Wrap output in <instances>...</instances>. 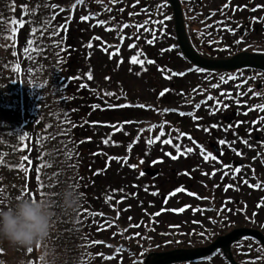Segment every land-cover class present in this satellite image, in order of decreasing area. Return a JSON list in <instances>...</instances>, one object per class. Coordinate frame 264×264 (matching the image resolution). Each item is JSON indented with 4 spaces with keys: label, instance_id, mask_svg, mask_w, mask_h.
Segmentation results:
<instances>
[{
    "label": "rangeland",
    "instance_id": "rangeland-1",
    "mask_svg": "<svg viewBox=\"0 0 264 264\" xmlns=\"http://www.w3.org/2000/svg\"><path fill=\"white\" fill-rule=\"evenodd\" d=\"M10 1L12 4L9 3L6 6L5 3ZM82 1L84 3L76 5V0H58L60 7L70 8L72 27L79 25L77 30L71 28V33L68 34L66 28L62 27L61 29L63 16L59 17V20H51L47 14L42 17V11L44 9L47 11V8L44 7L40 10V3H36L37 0H0V33H4V40H6L4 43L7 44V51H3L2 54L7 55L10 52L13 55L15 53L13 59L16 57L20 62L19 77L20 80L23 79V85H25L21 87L15 76L10 77L8 80V100L0 104L1 111L7 115L15 118H21L20 116L23 115V128L21 129L26 135H24L22 147L17 152L19 155L17 159L20 162L19 165H24V172L21 171L20 174L15 175L16 183L21 185L20 188L16 184V190L19 196H30L33 199L49 197L54 202L53 210L56 213L49 236L33 246L31 252H28L27 249H10L7 245L2 246L3 248L0 246V264H48L53 259L54 261L58 260L62 254V249L57 245L68 240L67 235L70 236L76 231H80L76 223V214L78 213L66 215L59 206L57 195L60 188L68 184L69 177L68 158L65 155L68 153L65 141L68 127V109H66L68 101L64 97L69 51V61L71 58L70 73H74V77H77V79H71L72 83H76L72 92L76 91L80 82L79 84H85L86 94H94L96 97L102 95L105 102L129 101L130 103L152 106L147 112L146 108H135L138 113L144 111L145 115L143 118H137V132L131 133L132 137H129L127 133L122 135L123 138H121L122 136L118 137L120 132L118 134V128L115 124H110L111 129L115 131L113 136L109 127L103 128L105 131L110 130L105 137L108 143H103V148H107L105 155L108 153V159L100 165L101 170L97 174L92 175L91 172V176L85 177L88 182L85 185L88 186L87 194L91 193L93 196L91 198L92 203L96 204L97 197L94 195L105 193L107 196L101 197L100 202L104 203L103 208L106 213L115 215L117 217L116 222L119 223L110 226V230L105 232V235L110 237V240L106 239L109 243L105 250L112 252L115 248L110 243L120 245L124 243L123 241L128 244H140V248L144 250L150 248L168 249L175 244L174 238L178 239L176 241L178 244L192 243L198 245L217 234L216 227L220 225L219 223L222 226L229 225V227L255 226L264 231V165L262 164L263 157L260 160V156L258 157L257 154L264 148V144L258 145L264 141V135L254 130L245 145L240 143L241 137L236 136L232 143H228L231 145L228 152L224 151L217 157L211 153L209 147V141L215 134L212 133V124L219 125L218 129L215 130L220 135L227 136L232 133L231 127L225 125V121H223V115L231 112V109L238 111L243 109L245 112L242 117L246 120H251V117L260 112L259 110H251L253 105L251 99H245L246 102L241 104L240 99L237 98L239 102H236L235 94L237 91H242L246 97L253 96L249 91L246 92V85L241 84L239 86L237 81L242 80V77L240 76L241 79H237V81L233 79L230 84L220 83L219 88L212 90L215 93V100L212 98L208 102L201 103L202 97L206 95V92L201 88V85L206 83L204 75L186 76L183 78V86L178 87L177 82H171L170 85L166 81L167 79H161L160 72L155 68V65L151 66L154 67L151 68L153 69L152 73H146V70L141 71L139 64L130 63V58L139 51V59L145 60L144 68L146 69V59L148 58L146 52L150 49L146 41L149 40L148 35L150 33L144 30L149 25L144 22L146 21V9H141V7L146 5L148 0H109L108 6L97 3L96 0ZM199 1L195 0L196 3ZM224 1L227 0H202V5L211 11L212 8L221 7ZM73 5H76L75 8ZM22 6L26 7L27 15L24 14ZM129 13L142 15L141 22H138V19L133 15L130 16ZM89 14H95V18L89 21L80 19L81 16ZM117 15L119 19H117ZM123 17L130 25H143V27H128L121 31L120 26L125 22L121 21ZM20 20L24 21L22 27L19 25ZM96 20H105L107 23L99 25ZM33 27L37 28L35 35L32 34ZM107 28L115 30L107 31ZM13 29L15 30L13 31ZM56 30H59V34L51 35ZM28 33H30L29 36ZM167 36L165 40L162 38L163 42L161 41L165 47L168 45V41L172 42L169 35ZM96 37L100 39L97 40ZM196 38L200 40L199 36ZM22 40L24 46L20 44ZM29 40L34 41V46L43 49V51L30 52L31 59L24 52L25 46L28 47L27 42ZM68 42L70 46L67 45ZM89 43L92 44L91 48L87 47ZM129 45H135V47L130 48ZM158 47L159 43L155 52L158 51ZM104 48H107L108 51H104ZM115 49H119V53L110 59L108 53ZM121 59L123 62L118 63ZM47 62L49 65H53L50 73L52 78L56 80V85L53 87L55 88V96H60L59 106L65 107L64 113L55 118L53 144L48 143L49 130L47 132V127L40 129L37 117H35V109L38 110L43 106L48 98L49 67ZM25 63L29 66L26 67ZM89 72L93 76L91 80L87 79ZM137 72H140V75H137ZM233 83L237 85L232 87ZM158 84L170 87L175 91L171 99L157 98L159 96L156 91ZM221 91L230 95L222 96ZM105 92H113L116 96H105ZM230 97L233 98L234 103L228 99ZM217 100L222 101V104H227L228 107L221 106L213 112V109L217 107ZM196 104L201 106L197 109ZM167 106L184 111L188 110L192 115L181 118L172 112L159 111ZM33 107H35L34 110ZM22 110L23 114L20 113ZM113 111L114 113H122V109ZM41 112L44 114L43 111ZM70 114H75V109L70 111ZM99 117L101 118V116ZM164 121L168 124L164 125ZM245 127L248 128L247 125ZM13 128L16 129L17 127L14 126ZM150 128L151 130H149ZM205 128L209 131H204ZM15 129L12 131L14 132ZM161 131L164 135L160 137V140H156L151 145L146 143L148 139L159 136ZM233 132L236 134L235 130ZM181 133L187 135H180ZM83 134L86 135V132L81 130L79 134L77 129L76 136L73 135L70 138L69 146L84 143L89 144L88 150H90L96 148L95 142L102 141L101 138L95 140L86 137L84 140L81 138ZM116 135L119 139L114 138ZM255 135H259L261 141L257 144L249 143ZM168 139L171 140V143L162 142ZM56 140L57 144L55 143ZM4 144L12 146V148L19 146L21 144L20 135L4 136ZM174 145H179L181 152L178 153ZM201 146L204 149V154L210 152L215 159L205 160L200 152ZM186 148H193V151L184 155L182 154L183 149ZM48 150L50 151L48 152ZM88 150L85 149L84 151V160H91L92 169L90 168L89 171H94L95 156ZM237 150L241 152L242 159L236 152ZM169 153L178 158L172 159ZM4 154V152H0V155ZM25 157L31 160L30 164L24 159ZM115 157L121 159H110ZM124 158H127L126 161ZM233 158L244 162V166L239 167V173L235 172L236 168L227 167ZM9 163L12 164L13 161L10 160L4 164L6 169L10 165ZM69 164L72 165V157L69 159ZM130 165H135V167H130ZM37 167L40 168L39 182L36 180L37 172L35 169ZM145 167L159 168L161 173L158 177L151 179L144 174L141 175L142 169ZM78 170L79 168L70 167V173L76 172L74 178L76 182L79 179ZM213 171H215L214 175H212ZM225 173L227 174L225 175ZM190 175L193 180L189 177ZM170 176H173L178 182L174 178L171 179ZM5 178L8 184L12 186L14 180L12 175L8 172ZM244 180H247L248 183H243ZM174 183L179 186L174 185ZM257 183L262 186L260 188L249 186ZM181 187L184 191L170 195L175 189ZM153 192L157 194L153 195ZM162 196L166 198L162 199ZM108 197H112V199L108 200ZM180 208H184V211H174ZM155 213H159V215H154ZM108 220L109 223L107 224ZM108 220L105 221L109 226L112 219L108 217ZM135 225H139V227H135ZM249 242L252 244L250 254L261 255L262 250L259 245L252 241ZM50 244H53L54 247L49 250L48 257L42 260L41 257L45 256ZM120 249L119 253L114 251V258L108 260V263L138 264L130 252ZM96 259L99 260V258ZM195 264L225 263L220 256H217L209 261Z\"/></svg>",
    "mask_w": 264,
    "mask_h": 264
},
{
    "label": "water",
    "instance_id": "water-1",
    "mask_svg": "<svg viewBox=\"0 0 264 264\" xmlns=\"http://www.w3.org/2000/svg\"><path fill=\"white\" fill-rule=\"evenodd\" d=\"M174 11L175 31L179 46L185 56L195 65L214 72H226L245 67H253L264 70V54L251 52H239L228 59H205L200 57L192 48L187 37L183 15L179 0H168ZM150 175H156L157 170L146 169ZM245 236H252L258 239L264 246V235L253 228H237L226 235H219L209 245L190 249H174L162 252H150L143 259V264H174L184 263L209 256L218 250H222L225 257L231 264H240L234 258L231 246Z\"/></svg>",
    "mask_w": 264,
    "mask_h": 264
},
{
    "label": "clouds",
    "instance_id": "clouds-1",
    "mask_svg": "<svg viewBox=\"0 0 264 264\" xmlns=\"http://www.w3.org/2000/svg\"><path fill=\"white\" fill-rule=\"evenodd\" d=\"M58 202L66 215L78 212L83 194L73 184H65L58 192ZM54 202L47 196L33 199L20 195L0 205V246L14 250L32 248L44 241L53 227Z\"/></svg>",
    "mask_w": 264,
    "mask_h": 264
},
{
    "label": "snow or ice",
    "instance_id": "snow-or-ice-1",
    "mask_svg": "<svg viewBox=\"0 0 264 264\" xmlns=\"http://www.w3.org/2000/svg\"><path fill=\"white\" fill-rule=\"evenodd\" d=\"M81 3H82V0H76V5L81 4ZM76 5H73V8H75ZM133 6H135V5H133ZM166 6H167V2H166V0H165V3L160 4L158 7H159V8H164V7H166ZM51 7H52V8H56L57 6L53 4V5H51ZM224 7L227 8L228 5L225 4ZM237 7H239V6H237ZM256 7H257V8H260V7H262V6L257 5ZM22 8H24V14L27 15L28 13H27V9H26V7H25V6H22ZM108 10L111 11V9H108ZM233 10H235V9H233ZM255 10H256V9L254 8L253 11H255ZM60 11L63 12L64 9L61 8ZM121 11H123V9H121ZM129 15H130V16H131V15H137V13H129ZM161 15H163V19L160 20V21H158V23H159L160 25H164V21L171 19V17H169V16H167V15H164L163 13H161ZM210 15H214V13H211ZM94 18H95V14L83 15V16L80 17V19H81L82 21H89L90 19H94ZM54 19H55V14H53L52 17H51V20H54ZM253 20H264V18L253 17ZM14 23H16V22L14 21ZM23 23H24L23 20H20V21H19V25H20L21 27L23 26ZM49 23H50V21H49ZM96 23L99 24V25H104V24L107 23V21H105V20H96ZM145 23H148V21H145ZM62 27H63V26H61V29H62ZM128 27L142 28L143 25H130V24L124 23V24H122V25L120 26V30L122 31L123 28H128ZM207 27H211V25H207ZM14 30H15V29H13V31H14ZM106 30H107V31H113V30H115V29L107 28ZM144 30H145V31H150V30L147 29V28H145ZM227 30H228V31H231V32H234V31H235L233 28H228ZM36 32H37V28L33 27V28H32V34L35 35ZM58 34H59V30H56V31H54L51 35H58ZM160 34H163V28L160 29ZM152 35H153V37H155L156 33L153 32ZM95 39L99 40L100 38H99V37H96ZM120 39H123V37H120ZM146 42L149 43V44L154 43V39H152V40H148V41H146ZM240 42H241V41H239V40L236 41V43H240ZM27 44H28V47H25L24 52H25L26 55H28V58H29V59H31L30 52H32V51H43L42 48H39L38 46H34V41H33V40H29V41L27 42ZM87 47L91 48V47H92V44L89 43V44L87 45ZM129 47H130V48H131V47H135V45H129ZM103 50L106 51V52L108 51L107 48H104ZM167 50H170V49H167ZM161 51H165V49H161ZM118 53H119V49H115L114 51L109 52V53H108V54H109V58L111 59L112 56H114V55H118ZM13 55H15V53H13ZM89 55H90V53H89ZM139 56H140V52L138 51L136 55H134V56H132V57L130 58V63H131V64H139V65L141 66V71H145V70H146V69L144 68L145 60H143V59H139ZM122 62H123L122 59L118 61V63H122ZM146 63H148V64H153V63H155V61L149 59V60L146 61ZM17 70H19V66H17ZM190 70H191V69H190ZM195 70H196L197 72L201 71L200 68H197V69H195ZM159 71H161L162 73H165V78H170V77L167 75L165 69L161 68V69H159ZM136 74H137V75H140V72H137ZM174 75H180V76H183V75H185V73H184V72H179V73H174ZM92 78H93L92 73H91V72L87 73V79L91 80ZM71 79H77V77H72ZM105 79H108V77H105ZM230 79H235V77H230ZM220 80H221V81H225V78H224L223 76H221V77H220ZM212 86H213V87H217L218 85L213 84ZM81 87H85V85H81ZM167 91H169V90H168V89H164L163 91H161V92L159 93V95L162 97V96H164L165 92H167ZM104 95H105V96H113V97L116 96V94L113 93V92H105ZM221 95H222V96H228V95H230V94H227V93H223V92H222ZM255 95H260V93H255ZM208 99H212V97L209 96ZM237 102H239V101H237ZM201 103H204V101H202ZM131 106H132L131 104H121V105H119V107H131ZM137 106H138L139 108H141V109H143V108L146 107V105H144V104H139V105H137ZM200 106H201L200 104H196V105H195V107H196L197 109H198ZM216 106H217V107L213 109V112H215V111H216L219 107H221V106L224 107V108H227V107H228L227 104H222V101H220V100H217V101H216ZM94 107H97V106H94ZM252 107H253V110H257V109H258L259 111L264 112V104H257V105H253ZM164 111H165V112H168V111H176V110H175V109H164ZM245 114H247V113H245ZM180 115H185V113L181 112ZM189 115H191V113H189ZM260 120H264V117H260V118H258V120L253 121L252 123H253V124L259 123ZM69 123H71V122L69 121ZM73 126H75V125H73ZM152 127H155V126H152ZM212 127H216V125H212ZM149 130H151V128H150ZM204 131L207 132V131H209V129L205 128ZM24 135H26V133L23 134V135H21V136H20V139H23V138H24ZM163 135H164V133H163V131H161L159 136H156V137H154V138H152V139H148V140L146 141V143H147L148 145H151V144H153L156 140H160V137L163 136ZM180 135H187V134H185V133H181ZM189 139H191L190 136H189ZM162 142H163V143H171V140L168 139V140H164V141H162ZM241 142H242V143H245V144L248 143L247 140H242ZM104 143L107 144V143H108V140L105 139V140H104ZM219 143L223 145V144H225V143H227V142H226L225 140H220ZM174 147H176V151H177L178 153L181 152V148H180L179 145H174ZM192 151H193V148H186V149H183V153H182V154L186 155L187 153H191ZM200 152H201V154L204 156V159H205V160H208L209 158H211V159H215V157L212 156V154H211L210 152L207 153V154H204V149H203L202 146L200 147ZM65 155H66L67 158H70L72 154H71L70 152H68V153H66ZM169 155L171 156L172 159H177V158H178V157L175 156V155H171V153H169ZM24 159H26V160L28 161L29 164L31 163V160L28 159L27 157H25ZM110 159H117V160H119V159H121V158H119V157H115V158H110ZM124 159H125V161H126L127 158H124ZM69 167H73V165L69 164ZM130 167H133V168H134L135 165H130ZM20 168L23 169V168H24V165L21 164V165H20ZM35 170H36V172H37L36 180L39 182V181H40V175H39L40 168L37 167ZM235 172H236V173H239V172H240V168H236V169H235ZM205 174L207 175V173H205ZM214 174H215V171H213L212 175H214ZM226 174H227V173H225V175H226ZM141 175H143V173H141ZM243 183L247 184L248 181H247V180H244ZM75 186L78 188L80 185H79V184H76ZM249 186H250V187H254V188H260L262 185L259 184V183H257V184H252V185H249ZM180 191H184V189H183L182 187H181V188H177V189H175V191H174L173 193H171L170 195H175V192H180ZM152 194H153V195H156L157 193L153 192ZM189 194L191 195V193H189ZM107 199H108V200H111L112 197H108ZM257 207H260V205H257ZM174 211L183 212V211H184V208L175 209ZM91 215H93V216H95V215H101V216H102L103 213H91ZM154 215H159V213H155ZM253 215H255V213H253ZM76 223H77V224H81V223H83V221L77 219ZM213 223H215V221H213ZM135 227H139V225H135ZM137 235H139V234H137ZM92 243H93V244H99V243H103V242H101V241H92ZM83 246H84V245H82V247H83ZM108 247H111V245H108ZM27 251H28V252H31V251H32V248H28ZM120 251H121L120 248H117V249H116V252H117V253H119ZM45 255H47V253H45ZM88 255H91V254H88ZM113 258H114L113 256H103V259H105V260H110V259H113ZM41 259L43 260L44 257L42 256ZM256 259H259V257L256 258ZM246 264H247V262H246ZM252 264H254V262H252Z\"/></svg>",
    "mask_w": 264,
    "mask_h": 264
},
{
    "label": "flooded vegetation",
    "instance_id": "flooded-vegetation-1",
    "mask_svg": "<svg viewBox=\"0 0 264 264\" xmlns=\"http://www.w3.org/2000/svg\"><path fill=\"white\" fill-rule=\"evenodd\" d=\"M224 5L225 4H223V7ZM227 5L229 11L235 8V12L238 13L239 16L237 19H235L234 23L236 25H233V29L235 30L234 32H237L238 34L237 40L241 41L239 43L240 50L247 49V50L264 51V20H253V17L264 18V0H238V1L231 0L227 3ZM257 5H260L262 7L257 8L256 7ZM254 8L256 9L255 11H253ZM192 9H193L192 16L199 17L200 19H202L201 16L202 10L198 9V7L196 6L192 7ZM205 17L209 18L210 13L206 12ZM192 20L195 21L196 19L192 18ZM230 27L231 24L226 23V33L228 35V38H226V45H228L229 48H231L236 44V42H231L232 33L231 31L227 30ZM216 47L219 48L218 46ZM222 47H224L223 44ZM201 49L204 51H208V45L206 42L202 44ZM213 54L214 53H212V55ZM260 75L262 78H264V73H260ZM263 86L264 83L263 85L261 84L260 87ZM260 90H262V88ZM263 96H264V92H263ZM233 118L231 120H233Z\"/></svg>",
    "mask_w": 264,
    "mask_h": 264
},
{
    "label": "trees",
    "instance_id": "trees-1",
    "mask_svg": "<svg viewBox=\"0 0 264 264\" xmlns=\"http://www.w3.org/2000/svg\"><path fill=\"white\" fill-rule=\"evenodd\" d=\"M94 106H96V105H94L93 103L88 104V106H87L88 111L91 110L92 108H94ZM106 113H104L103 115H106V117H107V114ZM87 114H89V113L87 112ZM93 116H94V114H93ZM86 119H87V122L89 124L90 123V119L87 118V117H86ZM90 132L91 131H87V135H89ZM85 169H86V173L88 174L89 173V166H88V164L85 165ZM86 200H88V202H87V208H88L87 218L89 219V217L93 216V215H91V213H97V210L93 208V207H96L95 205H91L92 203L90 202L91 200H90V197L89 196L86 198ZM90 208H91V210H89ZM88 225L94 226L91 223H88ZM86 232L88 233L86 235L87 236L86 237L87 254H89V245L92 244V240L90 239V234H91L90 228H87V231ZM70 264H73V262H71ZM76 264H82V263H76ZM83 264H90V263H88V260H86L85 263H83Z\"/></svg>",
    "mask_w": 264,
    "mask_h": 264
}]
</instances>
